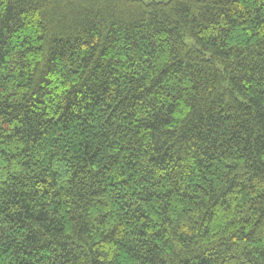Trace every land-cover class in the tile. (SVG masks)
<instances>
[{
	"label": "trees",
	"instance_id": "obj_1",
	"mask_svg": "<svg viewBox=\"0 0 264 264\" xmlns=\"http://www.w3.org/2000/svg\"><path fill=\"white\" fill-rule=\"evenodd\" d=\"M0 264H264V0H0Z\"/></svg>",
	"mask_w": 264,
	"mask_h": 264
}]
</instances>
